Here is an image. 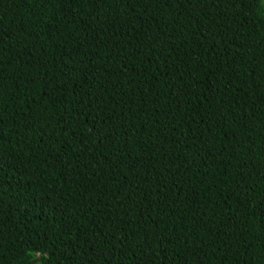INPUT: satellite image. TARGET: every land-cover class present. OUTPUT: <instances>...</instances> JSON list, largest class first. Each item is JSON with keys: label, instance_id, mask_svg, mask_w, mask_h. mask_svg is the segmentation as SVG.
<instances>
[{"label": "trees", "instance_id": "trees-1", "mask_svg": "<svg viewBox=\"0 0 264 264\" xmlns=\"http://www.w3.org/2000/svg\"><path fill=\"white\" fill-rule=\"evenodd\" d=\"M0 264H264L263 0H0Z\"/></svg>", "mask_w": 264, "mask_h": 264}, {"label": "rangeland", "instance_id": "rangeland-1", "mask_svg": "<svg viewBox=\"0 0 264 264\" xmlns=\"http://www.w3.org/2000/svg\"><path fill=\"white\" fill-rule=\"evenodd\" d=\"M263 4H264V0H263Z\"/></svg>", "mask_w": 264, "mask_h": 264}]
</instances>
